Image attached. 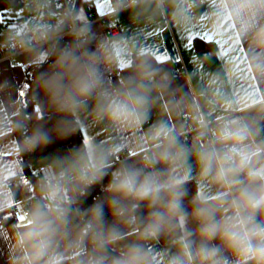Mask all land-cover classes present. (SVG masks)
Wrapping results in <instances>:
<instances>
[{
	"label": "clouds",
	"instance_id": "1",
	"mask_svg": "<svg viewBox=\"0 0 264 264\" xmlns=\"http://www.w3.org/2000/svg\"><path fill=\"white\" fill-rule=\"evenodd\" d=\"M3 62L0 264H264V0H0Z\"/></svg>",
	"mask_w": 264,
	"mask_h": 264
},
{
	"label": "crops",
	"instance_id": "2",
	"mask_svg": "<svg viewBox=\"0 0 264 264\" xmlns=\"http://www.w3.org/2000/svg\"><path fill=\"white\" fill-rule=\"evenodd\" d=\"M185 44L186 41L184 40L183 37H180L178 39L175 37H169L168 51L171 52L174 56L178 58H182L183 64L186 65L187 68L191 71L194 67V63L190 62L192 61V58L196 55L202 56L204 52L211 51L212 48L209 47V45L205 44L203 41H200L199 39L194 41L195 49H193L192 51H189L188 48L185 47ZM216 48L217 49L221 48V45H216ZM217 55L219 57H222L223 52L220 51L218 52ZM174 63L176 64V67L178 69L181 68V64L179 62H174ZM202 66L204 68L209 69L210 71H215L220 66L219 59L217 57H213V59L210 62L207 63L202 62ZM28 75L29 73H26L17 66L10 65L8 62L0 63V80H3L4 77H8L9 79H14L15 81L22 83L28 78ZM70 140L59 142L58 144L53 145L52 147L63 150L66 146H68ZM48 151H51V149H49ZM40 155L41 153L38 152L37 157Z\"/></svg>",
	"mask_w": 264,
	"mask_h": 264
},
{
	"label": "trees",
	"instance_id": "3",
	"mask_svg": "<svg viewBox=\"0 0 264 264\" xmlns=\"http://www.w3.org/2000/svg\"><path fill=\"white\" fill-rule=\"evenodd\" d=\"M74 143H79V137H74L70 140V143L68 144V146H71ZM37 155V154H36ZM97 192L99 191V189L96 190ZM95 194V193H94ZM89 203H91V199H89L88 201Z\"/></svg>",
	"mask_w": 264,
	"mask_h": 264
},
{
	"label": "built area",
	"instance_id": "4",
	"mask_svg": "<svg viewBox=\"0 0 264 264\" xmlns=\"http://www.w3.org/2000/svg\"><path fill=\"white\" fill-rule=\"evenodd\" d=\"M89 14H90V16L94 17V15H95L94 10L92 12H90Z\"/></svg>",
	"mask_w": 264,
	"mask_h": 264
}]
</instances>
